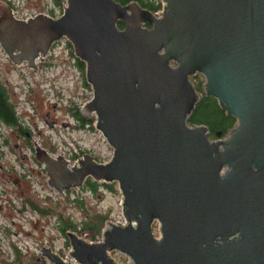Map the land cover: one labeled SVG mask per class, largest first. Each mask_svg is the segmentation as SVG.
Listing matches in <instances>:
<instances>
[{
    "label": "water",
    "instance_id": "95a60500",
    "mask_svg": "<svg viewBox=\"0 0 264 264\" xmlns=\"http://www.w3.org/2000/svg\"><path fill=\"white\" fill-rule=\"evenodd\" d=\"M57 17L17 18L0 0V46L15 67L35 68L67 41L85 66L92 95L80 109L112 148L72 168L35 142L48 185L58 192L87 177L116 183L123 222L100 241L67 232L71 249L52 264H264V0H57ZM119 24L123 28H119ZM204 94L236 119L211 140L188 118ZM158 224L159 236L152 226ZM74 259V261H72Z\"/></svg>",
    "mask_w": 264,
    "mask_h": 264
},
{
    "label": "rangeland",
    "instance_id": "374dc122",
    "mask_svg": "<svg viewBox=\"0 0 264 264\" xmlns=\"http://www.w3.org/2000/svg\"><path fill=\"white\" fill-rule=\"evenodd\" d=\"M8 1L16 17L20 19L38 13L50 16L53 14L57 17L61 14L63 6V2L55 4L54 0ZM67 43L63 39L50 49L54 57L53 64L57 66L34 77L26 68L13 69L11 61L0 52V75L6 86L9 101L15 105L17 113L24 116V126L34 134L33 140L51 148L55 154H63L65 159L72 160V154H76L79 149H85L96 159L105 162L112 156V148L95 129L94 117L92 125H87L84 131L79 132L61 127L50 129L42 120L43 111L56 103L58 110L51 111L50 116L68 121L65 108L73 103L84 105L92 95L90 86L81 78L77 69L71 66V51ZM66 60L68 62H65ZM68 63L70 67L67 66ZM197 77L198 81L204 82L203 76L197 75L190 77L193 84L196 83ZM38 79H43L42 84ZM3 129L8 131L6 127ZM25 143L24 138L17 139L12 136L8 138V145L2 146L0 139V164L7 171L6 175L0 178V264H52L42 253L44 248L48 249L50 246L53 247L52 252L60 257L68 256L71 247L65 245V240L58 230L61 222L72 224L77 228L79 236L83 234L84 239L89 242L101 240L107 222H123L121 195L116 183L107 184L111 189L100 183L93 191L83 188L66 196H61L64 193L55 194L47 187V176L31 159L30 149ZM15 144L18 146L15 147ZM27 198L48 212L42 215L32 211L30 206L24 203ZM98 216H106L100 232L94 234L92 231H84L86 222H94ZM152 232L155 237L159 236L156 222L152 226ZM15 245L19 256L14 252ZM111 256L119 264L130 262L128 257L117 251L111 252Z\"/></svg>",
    "mask_w": 264,
    "mask_h": 264
},
{
    "label": "flooded vegetation",
    "instance_id": "af4514ba",
    "mask_svg": "<svg viewBox=\"0 0 264 264\" xmlns=\"http://www.w3.org/2000/svg\"><path fill=\"white\" fill-rule=\"evenodd\" d=\"M59 42L54 43L51 48H53L55 46V44L58 45ZM0 52L5 54L4 51L2 50L1 46H0ZM53 58L54 57H53L52 53H50V51H49L47 56L42 58V60L38 59L36 61V67L35 68L31 69V68H27V67H21V69L22 68H26L27 72L31 73L33 75L32 77H34L35 75H37L39 73L45 74L46 71H51L54 66H57V65L53 64V61H52ZM70 59H71V62H72V64H71L72 68L77 69V71L81 75V78L85 81V74L83 73V71H81V68L79 67V64L77 63V61L75 60V57L74 56H70ZM65 62H68V61L66 60ZM11 65H12V62H11ZM67 66L70 67V64L68 63ZM19 68L13 66V69H19ZM38 80H40V79H38ZM39 82L42 84L43 79H41ZM84 84L86 85V83H84ZM0 89H2L5 92V96H6L7 100H8V103L12 107V112L15 114V116L17 115L16 118H15L16 121L14 123H12L9 120H7L5 115H0V139H1L2 146L8 145V138L9 137L13 136V137H15L17 139L24 138L25 141H26L25 145L30 149L31 159L35 162L36 165L41 167V170H42L43 174H45L47 176L45 164L43 162L38 161V159L36 158V155H35V152H36L35 147L36 146H35V142L33 140L34 139V134H32V131H30V129H28L27 127L24 126V123H23V117L24 116L23 115L20 116L17 113V111H16L15 105L9 101L8 94H7V91H6V86H5V84H4L3 80H2L1 75H0ZM48 108L49 109L43 111L42 120H43L44 123H46L48 125V127L50 129H53L54 127H61L63 129H69L70 131H76V132H79L81 130L84 131L86 126H87V125H85V122H88L89 120L92 119V117H94V115H87L86 113H83L82 111H80V109L83 108V105L78 106L75 103L70 104L67 108H65L66 114H67L68 119H69L68 121L60 120V119H58L56 117L52 118L50 116L51 115L50 114L51 111H57L58 110L56 103H53V104L49 105ZM3 127L8 128V131H4ZM38 134H40V132H38ZM38 144L43 150L47 151L52 158L57 159V157L59 155L55 154L51 148H47L46 146L42 145L41 143H38ZM14 146L17 147L18 144H15ZM1 154H2V152H0V155ZM85 154H88V155L92 156V158L96 162H99V163L102 162V161L96 159V157L93 156L91 154V152L86 151L85 149H79V151L76 154H72V158H73L72 160L67 159V160L70 161V163L67 164V167L68 168H72L76 164L75 159L78 156L84 157ZM77 162L79 163L80 159L77 158ZM6 172L7 171L0 164V173H1L0 174V178L4 177L6 175ZM26 176H28V175H26ZM47 180H48V176H47ZM47 180H46L47 187L51 191L55 192V194H60V192H58L56 189H54V188H52V187H50L48 185ZM17 181H18V179L15 180V182H17ZM102 184L105 186V188H109L106 183H102ZM110 184H112V183H110ZM99 186H100V183L94 181L91 177H87L81 187H75V188L72 187V188H70L68 190H64V192H63L64 194H61V196H66L70 192H76V191H78L80 189H83V188H88L89 190L93 191V190H96V187H99ZM24 203L29 205L32 211L41 213L42 215L46 214L48 212L47 209H42L39 205H37L30 198L25 199ZM61 223L62 224L59 225L58 230H59L60 234L62 235V237L65 240V245L69 248V247H71V245H70V241H69V237H68L67 232H70V231L75 232L78 237H79V234H78V232L76 230L72 229L73 228L72 224H70V223L64 224L65 222L64 223L61 222ZM81 235L82 234H80V236ZM15 246L17 248V245H15ZM47 248L50 249L51 251H54L53 247H51V246L47 247Z\"/></svg>",
    "mask_w": 264,
    "mask_h": 264
},
{
    "label": "trees",
    "instance_id": "16d2710c",
    "mask_svg": "<svg viewBox=\"0 0 264 264\" xmlns=\"http://www.w3.org/2000/svg\"><path fill=\"white\" fill-rule=\"evenodd\" d=\"M5 4H10L8 0H2ZM121 4H126L130 1H136L142 8L147 9L151 12L156 13L160 9V2L158 0H115ZM55 4H59L57 0H54ZM51 14V13H50ZM54 16L53 14H51ZM55 17V16H54ZM119 28H123L122 24H119ZM71 56H73L71 45L67 43ZM81 71L84 73L85 66L82 62L75 58ZM202 82L197 81L194 83L195 89L201 93V98L195 105V108L192 114L188 118L189 125H204L208 128L209 137L211 140L217 138H223L228 134V132L235 126L236 119L232 116L226 115L225 111L221 109L217 103V100L213 97L204 94L202 88ZM0 115H5L7 120L14 123L16 120L15 114L12 112V107L9 105L8 100L5 96V92L0 89ZM93 119L85 122V125L91 126ZM111 189V187H109ZM106 216H98L95 218V221H88L84 227V231H92L94 234L100 232L102 224L106 221ZM74 230H77L76 227H73ZM14 252L16 256H19V250L14 247Z\"/></svg>",
    "mask_w": 264,
    "mask_h": 264
},
{
    "label": "built area",
    "instance_id": "2783aa9c",
    "mask_svg": "<svg viewBox=\"0 0 264 264\" xmlns=\"http://www.w3.org/2000/svg\"><path fill=\"white\" fill-rule=\"evenodd\" d=\"M163 3L160 2V5L162 6ZM161 6H160V9L155 13V14H158L160 11H161Z\"/></svg>",
    "mask_w": 264,
    "mask_h": 264
}]
</instances>
